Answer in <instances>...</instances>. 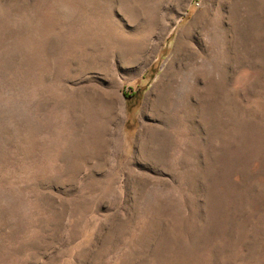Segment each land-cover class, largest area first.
I'll return each instance as SVG.
<instances>
[{"label": "rangeland", "instance_id": "1", "mask_svg": "<svg viewBox=\"0 0 264 264\" xmlns=\"http://www.w3.org/2000/svg\"><path fill=\"white\" fill-rule=\"evenodd\" d=\"M0 264H264V0H0Z\"/></svg>", "mask_w": 264, "mask_h": 264}]
</instances>
